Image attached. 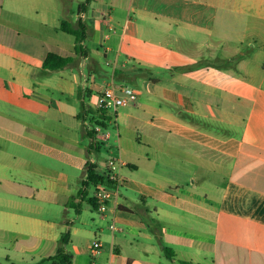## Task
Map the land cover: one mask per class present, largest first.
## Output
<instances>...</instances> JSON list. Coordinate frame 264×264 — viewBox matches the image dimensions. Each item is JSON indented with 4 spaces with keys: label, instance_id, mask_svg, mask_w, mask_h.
Listing matches in <instances>:
<instances>
[{
    "label": "crops",
    "instance_id": "1",
    "mask_svg": "<svg viewBox=\"0 0 264 264\" xmlns=\"http://www.w3.org/2000/svg\"><path fill=\"white\" fill-rule=\"evenodd\" d=\"M5 1L0 0V246L4 236L14 243L33 238L58 243L63 229L48 217H54L53 211L58 212L61 204L65 207L61 212L68 228L78 232L71 225L76 220H70L66 214L72 197L81 200L83 178L76 176V172L85 171L95 150L90 151L82 141L86 136L84 123L72 98L79 95L78 89L82 87L92 90L88 97L90 104L97 103L98 94L113 80L104 85L98 82L87 85L90 75H104L102 60L114 64V72L117 68L129 70L126 64L129 61L141 66L171 64L180 69L205 60L193 58V40L200 34L205 36L200 45L211 47L214 32L217 36L224 33L233 18L256 19L254 24L259 22L264 28V0H94L89 10L79 16L89 26L88 37L97 39V46H89L87 37L86 55L65 68L51 69L45 67L49 53L77 55L75 46L61 29L62 20L68 19L66 6L74 13L71 4L75 0H60L61 5L55 0H8L7 16L4 15ZM115 5L126 14L124 25L118 22L122 32L117 51L107 43L111 34L104 33L117 28L113 24ZM162 35L172 39L175 46L168 49L157 39ZM260 38V45L252 52L253 58L261 60L263 65L259 80L243 69L249 61L244 52L232 66L214 62V58L221 57L216 53L211 59L213 62L206 61L200 68L177 70L187 74L188 84L193 82L197 87L198 82L202 86L199 98L189 91L160 86V78L155 75H152L153 82L144 78L150 93L168 103L167 108L157 107V101L152 103L154 117L150 122L153 128L166 132L168 138L174 135L180 140L175 149L184 153L185 166L155 161L161 170L163 167L167 170L159 180L144 174L138 179L124 175L123 186L127 190L136 189L138 197L135 208L128 204L130 198L126 195L115 199L112 208L117 214L115 217L132 219L125 220L129 229L114 225L113 251L108 254L112 264H182V261L264 264V30ZM143 42H148L146 51L132 50V44ZM239 42L243 43L244 39L235 41ZM123 53L127 58L120 63ZM85 68L89 69L88 74ZM139 68L144 67H135L134 71L123 69L124 80L130 72L141 71ZM195 73L200 75L195 77L192 75ZM38 84L47 92L37 90ZM184 99L188 100L184 108L188 115L200 117L201 122L183 118L182 110L173 106L184 104ZM226 101L251 103L247 137L235 132V120L225 119ZM17 108L30 117L24 129L15 127ZM32 118H42L46 124ZM164 143L166 151H170V146ZM17 147L60 165L55 168L40 165L17 154ZM18 161L31 166L28 169L31 175L38 173L34 168L44 169L40 173L43 181L18 180L15 172ZM125 167L141 169L131 161H126L122 172ZM38 201H43V205L34 204ZM37 208L49 214H32ZM158 236H162V242ZM96 241L101 246L91 247L94 253L100 252L105 244L101 237ZM166 246L173 249L174 255L168 254ZM6 259L12 263L8 256ZM0 264L5 263L0 259Z\"/></svg>",
    "mask_w": 264,
    "mask_h": 264
},
{
    "label": "rangeland",
    "instance_id": "2",
    "mask_svg": "<svg viewBox=\"0 0 264 264\" xmlns=\"http://www.w3.org/2000/svg\"><path fill=\"white\" fill-rule=\"evenodd\" d=\"M59 5H61L60 0H55ZM84 0H75L72 5V9L74 13L71 11L69 12V6H66L67 18L71 21H76L79 18L78 12V5ZM8 7V0L5 1L4 4V15H8L7 11ZM126 20L125 11L121 10L119 5H115V12H114V20L113 24H116L115 29L112 30H105L104 33H110V39H107L108 44H112L114 46V50H118L120 33L122 32L120 28V24L124 25ZM256 19H248V17H240V18H233L228 25V30H226L221 35L217 36L214 32L212 36V45L208 47L206 44L200 45L201 42L205 41L204 35H199L193 40V58H203L205 60L200 61L199 63L205 64L206 61L215 62L220 61L223 65H233L237 63L243 52L248 57V62L243 67L245 71L249 70V74H253L257 80L261 78L263 65L261 64V60L253 58L254 55L252 52L260 45L261 38L260 35L264 30L263 26L258 24H254ZM260 21V20H258ZM248 22V23H247ZM261 22V21H260ZM256 25V26H254ZM248 27V29L246 28ZM247 29V30H246ZM65 38L70 41L74 46L76 44L75 36L68 33H62ZM117 34V35H116ZM119 36V37H118ZM118 37L115 41V38ZM238 38H243V43L236 44L235 41ZM157 39H161L162 43L170 47H174L175 43L172 39H169L167 35L157 36ZM101 38L99 39V41ZM88 45L91 47L97 46V39L94 36L90 35L87 39ZM148 43V42H147ZM141 43V44H132L131 48L135 51L143 50L146 51L148 44ZM199 44V45H198ZM202 49V50H201ZM199 52V53H198ZM219 53L221 57L212 61V57ZM201 54V55H200ZM115 55V54H114ZM113 55V56H114ZM112 56V55H111ZM127 58L126 54L123 53L120 59V63H123L124 60ZM254 61V62H253ZM130 63H126L129 70L125 69L126 71H134L135 67H144L141 71L137 73L130 72V77L125 80L121 81L118 80L114 74V64L107 63L105 60H102L101 71L104 75H99L98 73H94L90 75V80L88 81L87 85H92L94 82H98L101 84H105L109 82L111 78H113L112 82L118 84H124L130 87H133L137 90L141 91L140 95V106L134 107L130 106H121L118 109H111L110 113L112 114V120L108 123V125L100 132H98V139L99 146L101 147L100 150L92 151L93 158L96 160L98 165V170L101 172H105L107 170V165L111 161H131L136 163L141 167L139 170L131 169L125 167L123 170V174L126 176H131L135 179L142 178V175H149L154 180H159L162 174H164L167 170L165 167L160 169L159 166H156L155 161H162L165 164H171L179 166H185L184 164V153L177 151L175 147L180 145V140H178L174 135L169 136L166 132L159 131L153 128L152 123L150 120L154 117L152 111V103L157 105V107L167 108V104L164 100H160L158 96H154L150 93L148 87H146L145 82L143 81L144 78H149L150 82H153V76L155 75L156 78H160L159 83L160 86H167L171 87L174 90L182 91L184 93L191 92L194 96L201 95V87L200 84L197 82V87H195L193 82L188 84V79L186 76L187 74L178 73L181 69L174 67L173 65L163 64L160 66H152L148 64H142L143 66L139 65L138 62L129 61ZM137 63V64H136ZM178 70V71H177ZM77 71V70H76ZM78 72V71H77ZM85 72L88 74L89 69L85 68ZM113 73V74H112ZM202 73V72H200ZM195 77L200 75L199 73L192 74ZM83 77L81 76V80ZM33 86V84H32ZM262 89L264 90V83ZM37 90L41 92H47L46 88L40 86L38 84ZM101 91V89H98ZM93 91L96 93L97 89L94 88ZM72 100L77 104L78 108L81 109L82 100L79 95H76L75 98ZM160 100V101H159ZM184 104H176L177 110L181 111L183 115L188 116V110H185L186 102L188 100L184 99ZM86 103H91L88 97L85 99ZM97 108L96 104H91ZM250 105L249 101H241L239 103H231L226 101L224 108L226 109L225 119H233L235 120V125L237 127L234 129L238 135H246V127L248 123L249 113H250ZM169 109H171L169 107ZM233 110V111H232ZM184 111V112H183ZM16 115L18 120L15 124V127L18 129H24V124L30 120V117L27 113H25L22 109H16ZM234 112V113H232ZM233 117H231L232 115ZM195 120L201 122V118L191 114ZM231 115V116H229ZM98 115L91 114L90 119ZM117 116V117H116ZM32 120L36 121L37 123L46 124L42 118H32ZM94 125V123H92ZM49 126H55L50 124ZM227 127V126H226ZM51 129H42V131H48ZM57 132L60 130L55 129ZM109 135L106 137V134ZM159 137V140L154 138ZM82 141L85 147L89 146L91 143V139L88 136H83ZM170 146V151H166V144ZM184 148V147H181ZM17 154H22L27 158H31L34 162H37L40 165L44 166H51L50 168L59 167L60 163L46 159L44 156L37 154V153H30L29 151L23 150L19 147L16 148ZM182 161H181V160ZM187 170H188V161H187ZM31 168L29 164H25V162H17L16 163V176L18 180H32L36 182L38 179L43 181L41 178L40 173L44 172L40 169H35L34 171L38 172L32 175L28 173V169ZM181 169V168H180ZM27 170V171H24ZM195 170V169H194ZM149 171V172H148ZM162 173V174H161ZM202 172L198 173L201 175ZM76 176H80L84 178V171L80 170L76 172ZM228 175V173L226 172ZM226 175V178H227ZM196 176V175H195ZM225 178V179H226ZM82 186V185H81ZM94 188L90 189V196ZM120 195L124 197V195L128 196V204L134 207L135 199L138 197V191L136 189L127 190L126 186H122L118 189V191L112 193L111 198L108 203V209L103 213L102 211H98L93 207L89 200L86 198L83 201L82 212L81 214L76 213V209L70 207L68 210L69 212L66 214V217L71 220L74 218L76 221L71 222V225L78 228L77 233H73V231L68 228V225L65 221V216L61 212V209H65V207L59 205L58 212L53 211L54 217L60 226L58 228H62L63 232H70V241L67 243L66 247L69 252L73 254V264H112L110 261L109 252L113 251L112 246V239H113V228L114 225L117 223L118 226L127 227L129 229V225L127 223V219H132V217H126L125 220L117 219L115 217L114 212L112 211L113 205L115 204V199L118 198ZM34 204L43 205V201L35 202ZM135 208V207H134ZM19 212V210H18ZM34 215L40 216H47L49 211L43 208H37L32 211ZM118 214H123L118 212ZM116 220V221H114ZM5 238L2 239V244L0 246V259L3 263L9 264L10 262L7 261L6 256L11 259V262L15 263H22V262H35L40 260L43 256H50L55 254L57 251L56 244L60 245V241L58 243H54L50 240L44 239H30V240H19L17 242H13L4 236ZM98 237L104 239V247L101 249L100 252L95 253L92 252L91 247H93L94 240ZM96 256V257H95ZM46 264H52L51 262H46Z\"/></svg>",
    "mask_w": 264,
    "mask_h": 264
},
{
    "label": "trees",
    "instance_id": "3",
    "mask_svg": "<svg viewBox=\"0 0 264 264\" xmlns=\"http://www.w3.org/2000/svg\"><path fill=\"white\" fill-rule=\"evenodd\" d=\"M94 0H84L79 4L78 12L79 14L88 11L91 3ZM66 2V0H64ZM61 29L65 32H68L75 36L76 39V56H62L56 53H49L45 59V67L51 68V69H62L65 68L70 63L76 62L81 56L86 55V47L84 45V41L88 37V31L89 26L86 22L83 21V19L79 16V18L76 21H71L69 19H63L61 23ZM201 64L193 63L187 66L180 67L181 70H193L200 68ZM139 70H142V68ZM116 78L121 81H125V77L123 76L126 74V71L120 68L115 69L114 72ZM130 77V76H129ZM79 96L82 100L81 109L79 112V117L81 118L82 122L84 123L87 120L90 121V123L94 124H101L104 127L108 125V123L112 120V116L107 113V110L104 108H96L93 105L86 103L85 99L91 95L92 90L83 89L82 87H79ZM89 91V92H88ZM88 92V93H87ZM83 93L84 96H83ZM98 115L95 117H92L90 119V115ZM182 114L183 118L191 119L192 121H196L194 117L191 115L185 116ZM84 130L85 135L89 138H92L96 131L95 129H91L87 127L84 123ZM99 142L97 140L91 141L89 145V150H100ZM85 175L86 178H83L81 181V190H80V201H76L75 197H72L70 199V207H74L76 209V212L78 214L82 211V205L83 201L88 197L89 202L95 207L99 208V203L97 199H95L93 196H90V189L96 188L99 184H111V181L105 172H101L98 170L97 162H91L90 159L86 163L85 167ZM93 189V190H94ZM70 238V232H64L60 238V245L57 248V251L55 254H52L50 256H46L41 258L38 261L35 262H23V263H15L12 262L11 264H44L46 262H51L52 264H73V254L68 251L66 245L69 242ZM159 241L162 242L163 238L162 236H158ZM165 249L168 251L169 255H174V251L170 247H165ZM182 264H193L191 261H182Z\"/></svg>",
    "mask_w": 264,
    "mask_h": 264
},
{
    "label": "built area",
    "instance_id": "4",
    "mask_svg": "<svg viewBox=\"0 0 264 264\" xmlns=\"http://www.w3.org/2000/svg\"><path fill=\"white\" fill-rule=\"evenodd\" d=\"M87 80V78H86ZM139 90L118 83H110L98 94L97 108H104L107 113H110L111 109H118L121 106H138L140 104ZM85 125L91 129H95L96 134L91 138L92 141L98 139V132L102 131L105 127L101 124H91L89 120L86 119ZM109 135L106 134V137ZM91 162H96V160L91 157ZM126 165L123 160L111 161L107 165L106 173L111 181V184H99L93 192V197L97 199L99 203V209L105 212L108 209V203L111 198L112 193L117 192L120 187L126 182V177L124 176L122 169ZM101 243L99 241L94 242L93 248L99 249ZM96 253V252H95Z\"/></svg>",
    "mask_w": 264,
    "mask_h": 264
}]
</instances>
